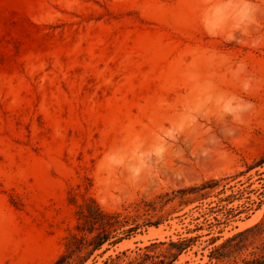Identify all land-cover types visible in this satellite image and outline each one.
I'll return each mask as SVG.
<instances>
[{
	"label": "rangeland",
	"instance_id": "1",
	"mask_svg": "<svg viewBox=\"0 0 264 264\" xmlns=\"http://www.w3.org/2000/svg\"><path fill=\"white\" fill-rule=\"evenodd\" d=\"M262 159L264 0H0V264L220 245L264 224ZM96 205L121 241L68 253Z\"/></svg>",
	"mask_w": 264,
	"mask_h": 264
},
{
	"label": "trees",
	"instance_id": "2",
	"mask_svg": "<svg viewBox=\"0 0 264 264\" xmlns=\"http://www.w3.org/2000/svg\"><path fill=\"white\" fill-rule=\"evenodd\" d=\"M263 161L264 159H262ZM80 215L82 224L77 226V230L82 233V236L78 234L70 235L69 243L67 244L68 253L79 252L80 248L85 244L92 245V252H94L100 250L104 244L111 240H113L112 244H117L121 241L118 236H112L113 231L110 230L112 226L110 227L111 224L105 222V218L109 220L117 219L120 214H107L96 205L92 208L83 209ZM225 224L227 223L214 218L213 222L206 223V227L197 225L194 230H190L187 234H194L204 230H208V233L204 236L194 235L179 238L176 241L170 240L168 243H161L159 244L160 247L167 245V248L160 254H154V251L159 246L151 244L145 248L143 253L137 254L136 258L129 264H174L179 260L180 256L203 243L207 245L203 247L202 251L208 250L206 255L208 262L206 264H264V224L259 223L237 232L225 239L220 245H217L223 238L220 227ZM139 227V225H136L134 228L123 232V234L129 235ZM96 232V236L91 241L87 239V236H91ZM203 237H209V239L202 241ZM70 259L71 257L65 255L55 264H72Z\"/></svg>",
	"mask_w": 264,
	"mask_h": 264
}]
</instances>
